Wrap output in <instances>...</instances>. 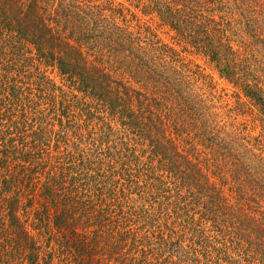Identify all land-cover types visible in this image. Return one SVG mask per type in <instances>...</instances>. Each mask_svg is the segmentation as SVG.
<instances>
[{"label":"trees","instance_id":"16d2710c","mask_svg":"<svg viewBox=\"0 0 264 264\" xmlns=\"http://www.w3.org/2000/svg\"><path fill=\"white\" fill-rule=\"evenodd\" d=\"M125 1L232 101L122 3L0 0V264H264V0Z\"/></svg>","mask_w":264,"mask_h":264},{"label":"rangeland","instance_id":"374dc122","mask_svg":"<svg viewBox=\"0 0 264 264\" xmlns=\"http://www.w3.org/2000/svg\"><path fill=\"white\" fill-rule=\"evenodd\" d=\"M113 2L114 5L116 3H122L124 8L128 9L131 13V16H129V14L127 15L123 25L132 29L133 32L137 31L144 40L148 38L152 42L159 41V43L173 47L177 54H172L171 57L173 59L175 58V61L177 62L175 65L176 67L181 68L182 71H184L185 65L189 66L192 71L198 69L200 73L202 72L208 77L209 83L216 91V95H226L224 98L225 101H232L231 95L235 89L219 76L217 69L208 61V59L202 57V55L194 54L193 52H190V50L186 52L181 46H177L173 39V33L168 32L166 28H163L156 16L141 13L142 11L139 8L130 7L125 0H113ZM220 100L221 99H219V102ZM22 192L27 193L22 190L19 191V193ZM18 207L19 209H22V212L18 214V218L23 223L25 227L24 229L29 232V238L37 243H40L42 239L44 246V238L37 235L36 231H32L31 228L40 221V216H37V213L40 210L39 203L30 199H23ZM42 257H39L41 260H37L36 264H57V260L52 259L53 257L47 256L46 252H44Z\"/></svg>","mask_w":264,"mask_h":264}]
</instances>
